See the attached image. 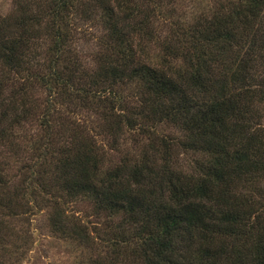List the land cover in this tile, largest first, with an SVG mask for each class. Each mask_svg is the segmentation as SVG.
I'll use <instances>...</instances> for the list:
<instances>
[{
  "label": "trees",
  "instance_id": "trees-1",
  "mask_svg": "<svg viewBox=\"0 0 264 264\" xmlns=\"http://www.w3.org/2000/svg\"><path fill=\"white\" fill-rule=\"evenodd\" d=\"M0 264L42 217L80 264H264V0H11Z\"/></svg>",
  "mask_w": 264,
  "mask_h": 264
},
{
  "label": "rangeland",
  "instance_id": "rangeland-1",
  "mask_svg": "<svg viewBox=\"0 0 264 264\" xmlns=\"http://www.w3.org/2000/svg\"><path fill=\"white\" fill-rule=\"evenodd\" d=\"M10 4L11 0H0V15L8 12ZM45 220L44 217L38 219L32 227L37 240L21 264H80L82 255L85 258L89 253L78 249L70 239L53 237L46 228Z\"/></svg>",
  "mask_w": 264,
  "mask_h": 264
}]
</instances>
